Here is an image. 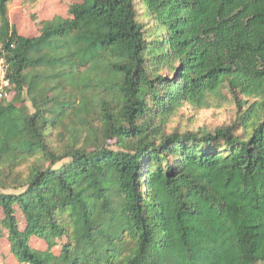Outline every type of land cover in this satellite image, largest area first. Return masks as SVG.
<instances>
[{"label": "trees", "instance_id": "trees-1", "mask_svg": "<svg viewBox=\"0 0 264 264\" xmlns=\"http://www.w3.org/2000/svg\"><path fill=\"white\" fill-rule=\"evenodd\" d=\"M12 2L0 255L264 264V0H79L28 36ZM229 102L231 124L171 126L186 104Z\"/></svg>", "mask_w": 264, "mask_h": 264}, {"label": "rangeland", "instance_id": "rangeland-1", "mask_svg": "<svg viewBox=\"0 0 264 264\" xmlns=\"http://www.w3.org/2000/svg\"><path fill=\"white\" fill-rule=\"evenodd\" d=\"M79 0H13L9 7V18L16 26L19 33L23 35H34L37 33V23L41 20L50 19L55 15H68L69 5ZM240 99H246L239 94ZM237 116V108L235 102L224 103L222 107H211L198 109L190 105H185L182 110L174 117L171 123L172 127L181 126L186 129H197L199 127L208 126L217 128L225 124L234 122ZM35 246H44L41 240H33ZM5 247L7 244L2 241ZM3 249V247H2ZM2 258L7 259L9 264H18L13 254L7 253L6 249Z\"/></svg>", "mask_w": 264, "mask_h": 264}, {"label": "built area", "instance_id": "built-area-1", "mask_svg": "<svg viewBox=\"0 0 264 264\" xmlns=\"http://www.w3.org/2000/svg\"><path fill=\"white\" fill-rule=\"evenodd\" d=\"M9 66L4 59H0V98L8 94L7 89L11 85L8 76Z\"/></svg>", "mask_w": 264, "mask_h": 264}]
</instances>
